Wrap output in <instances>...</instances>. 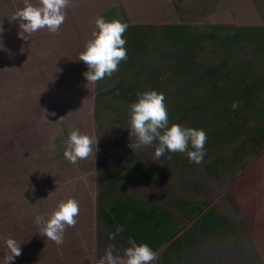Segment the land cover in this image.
<instances>
[{
	"label": "rangeland",
	"instance_id": "374dc122",
	"mask_svg": "<svg viewBox=\"0 0 264 264\" xmlns=\"http://www.w3.org/2000/svg\"><path fill=\"white\" fill-rule=\"evenodd\" d=\"M30 3L39 6V0ZM70 5L57 33L45 28L25 40L18 35L20 22L12 20L24 0H0V264L8 238L20 243L22 253L10 264H98L109 245L122 255L129 240L118 235L110 240L112 227L102 216L124 196L166 210L170 221L172 216L170 239L179 241V264H264V119L242 107L244 97L239 98L243 84L254 81V101L264 110V0H70ZM110 7L117 13L112 18L137 26L122 37L132 59L119 64L111 77L87 83L83 73L88 69L79 56L97 31L95 18L106 20ZM173 8L179 12L173 14ZM180 10L188 14L181 17ZM171 25L188 30L167 31ZM223 26L254 29L244 41L233 39L229 75L223 67L209 76L208 70L220 63L219 43L197 35L216 27L214 35L220 36ZM140 31L143 39L135 36ZM171 36L181 39V52L192 61L191 75L202 76L205 84L192 85L185 77L171 86L162 83L154 91L164 95L165 105L175 95L180 107L189 106L201 89L208 94L216 89L213 98L222 97L224 90L230 96L224 114L231 126L223 131L228 138L212 147L206 142L200 164L191 163L186 153L166 151L154 159L158 141L133 152L129 106L134 101L117 96L136 79L142 92L149 91L142 84L158 76L159 65L165 69L158 73L184 69L186 60L178 61L176 55L161 60L151 49ZM241 69L245 81L239 80ZM143 73L149 75L143 78ZM175 89L180 92L173 95ZM178 124L189 128L190 117ZM200 124L197 129L211 140L213 124ZM74 129L98 139L94 159L72 164L64 157L65 141ZM130 157L139 160L138 169L131 159L127 162ZM70 198L79 204L77 223L66 228L63 244L56 245L40 235L34 220L37 215L47 218ZM179 200L198 203L201 211L212 208L226 222L202 232L195 216L172 204ZM166 243L153 250L158 259L152 264H163Z\"/></svg>",
	"mask_w": 264,
	"mask_h": 264
},
{
	"label": "clouds",
	"instance_id": "9594fccd",
	"mask_svg": "<svg viewBox=\"0 0 264 264\" xmlns=\"http://www.w3.org/2000/svg\"><path fill=\"white\" fill-rule=\"evenodd\" d=\"M70 6V0H39V6H34L30 0H24V7L15 11L12 20L20 22L18 35L21 39L28 40L32 34L45 28L55 34L65 22V9ZM94 24L97 31L93 33V38L86 42L79 56V60L84 62L88 69L83 75L87 83L92 84L106 76L111 77L118 71L120 62L127 59V41L122 37L128 25L116 19L106 21L103 16L96 17ZM2 31L0 28V32ZM164 99L162 93L149 90L139 94L137 101L129 106V135L136 138L129 147L134 152L158 141L154 159H159L166 151L174 154L186 153L191 163L200 164L205 155L206 133L202 129L184 128L179 124L168 126V110ZM237 106L236 103L233 104V108ZM97 143L98 139L74 129L65 141L63 155L72 164L89 157L94 159V153L98 151ZM189 145L192 150H189ZM78 215L79 204L70 198L59 202L47 218L37 215L34 222L40 226V235L56 245H61L66 228L76 226ZM122 231L123 226L118 225L114 233H109V239L114 240ZM5 244L8 252L4 255V264H10L14 257L22 254L20 243L8 238ZM129 244L131 246L123 249L122 255L114 254L117 253L115 245H109L98 264H152L158 259L157 252L148 244H137L131 238Z\"/></svg>",
	"mask_w": 264,
	"mask_h": 264
},
{
	"label": "trees",
	"instance_id": "16d2710c",
	"mask_svg": "<svg viewBox=\"0 0 264 264\" xmlns=\"http://www.w3.org/2000/svg\"><path fill=\"white\" fill-rule=\"evenodd\" d=\"M137 26H128L125 33H129L130 31L136 29ZM181 28H188V27H182L180 25H171V27L167 28V31H178L181 30ZM223 26L222 35L215 36L214 34L218 31V28L210 29L208 33H201V35H197L198 38H213L214 42L218 44L219 52H220V63L217 64V66L210 68L208 70V75L212 76L213 73L218 71V68L226 67V71L224 74L229 75V73L233 70V64L230 63V58L233 53V39H239L241 41H244L245 34H250L249 31L254 29V27H230L229 26ZM188 30V29H186ZM186 35V34H184ZM137 36V39L140 37L143 39L145 37V33L143 32H137L135 34ZM127 38H131V35H126ZM136 39V40H137ZM127 47V46H126ZM163 48H170V53H165L163 51ZM151 49L156 52L157 54L160 53L158 56L159 59L165 60V59H171V57L177 58L178 61H185L184 69L182 70H176L172 71L171 69L164 70L161 73L159 72V69H165L163 65H159L158 72L156 73L158 76L153 78L150 82L147 81V79L144 81L142 86L146 90H154L156 88L161 89V84L164 83L167 86H171L176 84V81L179 77L183 78L185 77V80H187L190 84H205V80L202 76L191 74L193 73L194 69L191 67V62L189 60L190 55H184L182 54L181 50L184 49L182 46L181 39L177 36L173 37L171 36V41L165 42V43H157ZM127 50V58L132 59V51L129 49V46L126 48ZM172 55V56H171ZM169 57V58H168ZM129 59V60H131ZM126 65L127 63L125 61H121L120 65ZM168 65V63H166ZM179 72V74H178ZM244 69H241V73L239 75L240 81H245L244 79ZM144 74V73H143ZM148 76L149 74H144V76ZM170 75V76H168ZM178 75V76H176ZM190 78H187V76ZM230 77V76H229ZM216 79V77L214 78ZM185 80L181 87H185L186 83ZM139 80L136 79L134 82L129 84L128 91L127 87L126 89H119V93H117V96H126V100H133L134 102L137 101L138 95L143 93L142 90L139 88ZM159 84V85H157ZM257 88V84H254V81H247L243 84L242 88V94H239V98L242 96L244 97V100L242 102V107L249 108L250 112L255 111V113H258L261 115L264 119V110L261 109V105H258L255 103V90ZM143 89V88H142ZM176 91L173 93L176 94L180 92L179 89H175ZM194 103H192L189 106L180 107L181 99H177V96H173L172 99L169 98V101H166L167 110H168V119H171L172 124H178V120H186L190 117V124L189 128L197 129L198 127L202 126L200 123L207 124V122H210V124H213L211 127V140H206L207 144H209V147H212L215 145L217 141L225 140L228 137H225L224 129L226 127L231 126V119L228 118V114L226 112V106L229 102V94L227 90H224L222 93H219L222 97H216L217 90L213 89L212 93H207L204 90H199ZM125 94V95H124ZM168 98V97H166ZM177 113L179 114L177 117V120H174L173 118L176 117ZM223 120V125L222 121ZM171 124V125H172ZM170 125V124H169ZM236 130H234L230 137H232L235 134ZM131 159L133 161V166L135 169H138L139 166V160L136 158H128L127 162H130ZM152 172V168H149L150 173ZM145 174V175H147ZM116 175V174H115ZM114 180V177H111L109 182L111 183ZM176 204L178 208L181 209L183 214L189 215L190 218H194L195 216V225L200 228L202 232L210 229L214 225L217 224H225V219L217 214L212 208H207L205 211H201V207L198 205V203L188 202V201H172V204ZM195 213V214H194ZM194 214V215H192ZM104 221L110 225L111 230L114 233L116 231V227L118 225L123 226V231L119 233V237H125L128 240L131 238L132 240H135L136 243H146L148 244L152 250L156 249L157 246H160L164 243H166L165 248L166 251L163 252V264H179L182 262L181 259V253L179 251L178 246V239H170L172 236V216L170 221V216L166 210H163L160 207H157L154 204H148L141 201H135L133 199H129V197H120V199L114 200L111 205L106 209L104 216H102ZM171 225V227H170ZM167 251L171 253H167ZM168 256H170L168 258ZM175 261V262H174ZM196 264V263H193ZM198 264V263H197Z\"/></svg>",
	"mask_w": 264,
	"mask_h": 264
},
{
	"label": "crops",
	"instance_id": "0c3cea01",
	"mask_svg": "<svg viewBox=\"0 0 264 264\" xmlns=\"http://www.w3.org/2000/svg\"><path fill=\"white\" fill-rule=\"evenodd\" d=\"M180 11H181V14H182L181 17L186 16L188 14V12L185 11V10H180ZM178 12H179V10L173 8V14H177ZM116 15H117L116 10H114L113 7H110L109 8V12H107V18H106V20H108V21L109 20H112V19H114V17L112 18V16H115L116 17Z\"/></svg>",
	"mask_w": 264,
	"mask_h": 264
}]
</instances>
